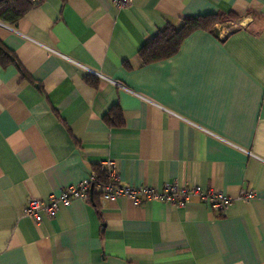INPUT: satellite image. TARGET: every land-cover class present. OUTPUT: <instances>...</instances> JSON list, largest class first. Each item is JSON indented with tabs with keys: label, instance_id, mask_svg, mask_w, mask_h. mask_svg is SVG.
I'll return each instance as SVG.
<instances>
[{
	"label": "crops",
	"instance_id": "crops-1",
	"mask_svg": "<svg viewBox=\"0 0 264 264\" xmlns=\"http://www.w3.org/2000/svg\"><path fill=\"white\" fill-rule=\"evenodd\" d=\"M230 10L237 30H197L141 63L168 22ZM0 39L27 73L0 63V264H264V0H42L0 21ZM116 106L122 126L106 119ZM107 160L124 185L233 200L222 214L199 198L126 196L75 198L42 222L24 214Z\"/></svg>",
	"mask_w": 264,
	"mask_h": 264
},
{
	"label": "trees",
	"instance_id": "trees-1",
	"mask_svg": "<svg viewBox=\"0 0 264 264\" xmlns=\"http://www.w3.org/2000/svg\"><path fill=\"white\" fill-rule=\"evenodd\" d=\"M42 0H0V21L8 25H16L19 20L37 3ZM240 15L230 10L228 12L218 11L214 13L203 14L199 16H186L181 19L180 24L168 22L159 29L158 33L147 40L138 51V56L142 64L158 62L175 55L182 45L183 41L197 30H206L219 35L217 25L230 20H238ZM233 29L232 31L237 30ZM231 31V32H232ZM0 63L3 66L16 64L22 74L26 72L19 64L16 54L11 51L0 39ZM89 79V77H88ZM111 125L122 126L124 118L120 107H113L106 116ZM95 174L94 181L91 182L86 200L99 208L100 200L103 198L102 187L107 184H116L109 174L108 168L99 163L93 166Z\"/></svg>",
	"mask_w": 264,
	"mask_h": 264
},
{
	"label": "built area",
	"instance_id": "built-area-1",
	"mask_svg": "<svg viewBox=\"0 0 264 264\" xmlns=\"http://www.w3.org/2000/svg\"><path fill=\"white\" fill-rule=\"evenodd\" d=\"M118 6H126L129 0H113ZM92 72L96 73L92 70ZM99 76L109 79L98 73ZM109 170L110 176L117 181L116 184H107L102 187L103 198L116 200L126 196L134 203L141 205L147 200H160L176 206H185L193 198H199L207 202L218 214H222L233 198L217 188L203 189L199 185H180L168 183L162 190L150 186L124 185L118 177V170L114 160L103 163ZM95 179L94 172L84 181L63 187L58 194H52L47 199L30 198L24 208V214L37 222L54 218L61 205H69L75 198H87L88 188ZM242 197L250 200L255 197L252 190L244 191Z\"/></svg>",
	"mask_w": 264,
	"mask_h": 264
},
{
	"label": "rangeland",
	"instance_id": "rangeland-1",
	"mask_svg": "<svg viewBox=\"0 0 264 264\" xmlns=\"http://www.w3.org/2000/svg\"><path fill=\"white\" fill-rule=\"evenodd\" d=\"M239 20H230L224 23H220L217 25V29L219 33L227 34L231 32L233 29L240 27Z\"/></svg>",
	"mask_w": 264,
	"mask_h": 264
}]
</instances>
